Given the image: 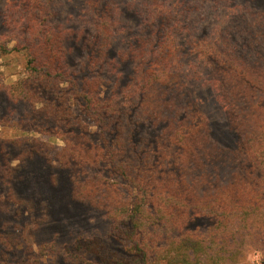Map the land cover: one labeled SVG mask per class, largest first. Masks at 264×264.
I'll list each match as a JSON object with an SVG mask.
<instances>
[{"label":"trees","instance_id":"trees-1","mask_svg":"<svg viewBox=\"0 0 264 264\" xmlns=\"http://www.w3.org/2000/svg\"><path fill=\"white\" fill-rule=\"evenodd\" d=\"M102 1L87 0L95 9V43L108 49L114 14L109 4L101 9ZM54 2L17 4L25 31L39 39L14 47L27 55V74L7 93L39 105L42 129H35L62 143L27 136L19 144L26 160L57 162L70 173L75 200L111 223L113 242L93 240L83 251L95 264H251L258 250L264 264V65L218 42L191 46L189 55L213 70V85L238 136V151L226 165L207 120L191 112L192 105L183 115L182 100L191 94L178 75L186 60L174 57L184 50L174 28L161 26L155 44L135 50L132 84L103 99L100 81L66 72L67 34L30 26L28 13L50 17ZM10 51L0 38V55ZM143 122L159 128L153 141L140 133ZM22 238L19 232L5 240L16 259Z\"/></svg>","mask_w":264,"mask_h":264},{"label":"rangeland","instance_id":"rangeland-1","mask_svg":"<svg viewBox=\"0 0 264 264\" xmlns=\"http://www.w3.org/2000/svg\"><path fill=\"white\" fill-rule=\"evenodd\" d=\"M19 1L0 0V38L11 50L0 55V90L6 88L0 92V264H95L83 250L93 240L113 242L110 221L103 212L75 200L69 171L44 158L26 160L19 146L27 136L62 145L35 129H42L39 105L7 93L8 86L27 74V55L14 47L37 45L39 39L25 31ZM108 4L114 14L108 49L95 43V9L87 0H55L50 17L28 13L30 26L64 31L66 72L77 79L100 81L103 99L132 84L138 67L134 51L155 44L161 26L174 28L175 40L184 49L175 50L174 57L186 60L178 75L183 91L191 94L182 100L183 115L192 105L191 112L207 120L212 142L230 165L238 151V136L213 85V70L189 54L196 43L218 42L251 64L264 65V0H103L101 9ZM23 127L32 129L24 133ZM92 131L95 139L100 138L98 129L92 126ZM140 133L153 141L160 130L143 122ZM19 232L23 238L16 259L5 240ZM79 242L85 245L80 248ZM250 263H262L260 251L253 252Z\"/></svg>","mask_w":264,"mask_h":264}]
</instances>
